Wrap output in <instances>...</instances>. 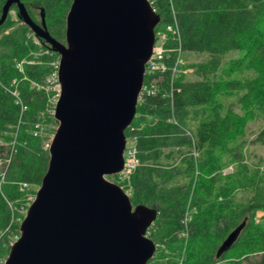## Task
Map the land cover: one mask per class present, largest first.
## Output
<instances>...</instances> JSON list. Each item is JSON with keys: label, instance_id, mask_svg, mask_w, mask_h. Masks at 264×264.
I'll use <instances>...</instances> for the list:
<instances>
[{"label": "trees", "instance_id": "1", "mask_svg": "<svg viewBox=\"0 0 264 264\" xmlns=\"http://www.w3.org/2000/svg\"><path fill=\"white\" fill-rule=\"evenodd\" d=\"M5 1L0 0V13ZM18 1L26 10L28 0ZM34 1L42 9L48 35L62 41L71 0ZM148 2L159 18L154 36L167 25L175 32L165 33L160 59L164 70L143 75L142 86H148L149 92L139 94L134 117L123 131L134 144L138 166L117 185L131 192L132 206L151 205L156 210L145 236L154 245L165 244L171 257L167 263L214 264L231 250L246 247L226 264H264V179L245 162L244 142L237 140L253 114L264 113V0ZM10 11L16 13L14 4ZM8 13L0 25V252H7L18 237V224L29 204L25 190L39 185L46 169L47 146L42 149L39 136L46 129L38 124L53 121L51 106L57 97L45 82L57 54L18 17L19 24L11 29ZM232 52L239 56L223 68L222 58ZM181 53L205 57L182 65ZM177 56L180 63L173 74ZM184 69L191 70L192 79L184 77ZM241 72L252 76L231 77ZM232 93H237L236 110L223 111L217 98ZM189 115L195 125L187 136L184 127ZM8 140L13 144L5 145ZM252 143L264 146V126ZM180 149L186 151L179 159L183 174L192 175L197 168L193 182L176 183L174 170L156 168L161 161H174ZM190 149L197 159L187 153ZM221 156L234 164L231 173L221 172ZM261 162L264 171V158L253 165ZM238 190L249 196L231 208L225 199ZM257 213L262 214L261 221L254 223ZM238 226L232 243L218 252ZM154 250L150 259L159 264Z\"/></svg>", "mask_w": 264, "mask_h": 264}, {"label": "water", "instance_id": "2", "mask_svg": "<svg viewBox=\"0 0 264 264\" xmlns=\"http://www.w3.org/2000/svg\"><path fill=\"white\" fill-rule=\"evenodd\" d=\"M12 4L57 54L58 89L46 169L2 264H146L155 245L145 233L156 210L132 206L106 177L122 169L123 131L135 114L158 16L148 0H71L59 42L48 35L42 9L35 24L18 0L4 2L0 25Z\"/></svg>", "mask_w": 264, "mask_h": 264}, {"label": "rangeland", "instance_id": "3", "mask_svg": "<svg viewBox=\"0 0 264 264\" xmlns=\"http://www.w3.org/2000/svg\"><path fill=\"white\" fill-rule=\"evenodd\" d=\"M26 10L29 14L30 19L35 23V24H39V5L36 1L34 0H28L27 4H26ZM8 18H9V22L11 24V29H13L15 26H17L19 23L16 13L15 11H10L8 13ZM6 33V31H5ZM60 42H63V40H58ZM46 46H48L46 44ZM239 56V53L237 52H232L229 54H226L223 58H222V67L225 68L226 63L233 58H236ZM181 61H182V65L184 64H192V63H196L199 61H202L205 57V55H196V54H192V53H181ZM57 60L58 57L51 62V67H52V74L49 75V78L45 79V82L48 83L49 86H51V92H55L57 93V84L56 81L54 80V74H55V67L57 65ZM184 77L186 79H192L191 74V70L190 69H184L181 70ZM252 76L251 72H241V73H232L231 77L236 78V79H244V78H249ZM47 88V87H46ZM239 94V93H238ZM236 99H237V93H232L230 95H222L220 94L217 98V100L219 101V103L222 106V110H226L227 108L232 109L233 111H235V104H236ZM54 105V104H53ZM53 105L51 106V108L53 109ZM191 116L189 115L188 119H187V124L184 127V132L185 135L190 136L191 135V130L195 125V121H191L189 120ZM264 126V113H255L253 114V117L250 121H248L246 123V125L244 126L241 135L239 136V138L237 139L238 141H243L244 142V147L243 150H241V153L244 155L245 157V162L249 165L250 169L256 170L257 174L259 175L260 178L264 179V171L262 170V164L263 162L257 164V165H253L259 158H264V146L263 145H259L257 143H252V140L254 139V137L256 136L257 132L260 130V128H262ZM38 127L40 128H44L46 129L45 131H40L39 132V136L41 139V145H42V149H44L48 144L49 141L51 139V136L54 132V129L56 127V121L53 119V121L51 123H47V124H38ZM127 143L126 145L130 144V140H126ZM38 143V142H37ZM5 145H12L13 141L12 140H8L6 143H4ZM35 143H32L31 148L35 147L34 145ZM181 152L177 154V157L174 161H161L159 166H156V168H159L162 171H170L171 169L174 170V172H172V175H174L175 177H173V179H175L176 183L182 184V183H187V182H193L194 181V174L197 173V168H194L193 170V174L192 175H184L183 174V165H181V163H179V159L180 156L185 155V149H180ZM179 152V151H178ZM191 153L193 157H195L197 159V153H195L192 149H190L187 153ZM219 168L221 169V172L223 174L226 173H231L232 172V168L234 167L233 163L228 162V157H220L219 160ZM196 164V163H195ZM197 166V165H196ZM126 183L123 185L125 186ZM38 185L32 186V187H28L26 188L25 192L27 194L26 200L28 201V203H30V199L33 198L34 193L37 189ZM120 187V186H119ZM126 193L127 196L130 197L131 192L127 189L124 191ZM249 193L247 191L244 190H238L234 193H231L229 196L226 197V202H228V205L233 208L235 205L238 204H242L245 202V200L248 198ZM28 206V205H27ZM149 207H152L151 205ZM261 213H257L253 219L254 223H258L260 222V217H261ZM153 224V222H152ZM152 224L150 226H152ZM149 226V227H150ZM148 227V228H149ZM246 232H244L243 234H246ZM12 235V234H11ZM11 235L9 237H11ZM13 236V235H12ZM185 237V235H180ZM221 237V236H220ZM165 244H156L155 243V249L157 248V256L160 257L159 259L161 260V262L159 264H169L167 262H169L168 260H170V256L169 253L167 251V249L165 248ZM246 247H242V248H236L231 250L230 252L226 253L225 256H223L222 259H220L219 261H215L214 264H226L229 261H233V259H236V257L241 254L243 252V250L245 251ZM155 251V250H154ZM154 254V252H153ZM7 255V252H0V264L3 263L5 257ZM153 256V255H152ZM166 256V257H164ZM164 257V259H163ZM244 256L240 257L239 259L243 258ZM173 259V258H172ZM156 261V258H152L149 259V261H147L146 264H155L154 262ZM180 264L179 260L178 263ZM241 264H250L248 263V261H242Z\"/></svg>", "mask_w": 264, "mask_h": 264}, {"label": "built area", "instance_id": "4", "mask_svg": "<svg viewBox=\"0 0 264 264\" xmlns=\"http://www.w3.org/2000/svg\"><path fill=\"white\" fill-rule=\"evenodd\" d=\"M166 32H175V30L170 26L167 25L165 26V29L163 32L159 33L157 36H154V45L152 48L151 56L149 57L148 61L146 62L144 66V74L145 73H151L154 71H160L162 72L164 70L162 63L160 62L161 55L163 53L162 45L165 40V33ZM180 63V59L177 56L176 57V63L174 67L172 68V73H176L177 69L176 66L177 64ZM56 68V67H55ZM54 80H55V74H54ZM56 81V80H55ZM57 84V83H56ZM146 93L149 92V87L148 86H141L140 93ZM139 93V94H140ZM130 144L126 145L127 141L125 140V147L122 153L123 156V164H122V169L120 172L116 173L115 175H112L110 177H106V180L113 182L115 184H122L131 174L134 169L138 166V162L135 158V147L132 141H129ZM48 146V145H47ZM32 198L30 199V201ZM26 211V210H25ZM24 211V213H25ZM24 215V214H23ZM17 238H15L16 240Z\"/></svg>", "mask_w": 264, "mask_h": 264}]
</instances>
